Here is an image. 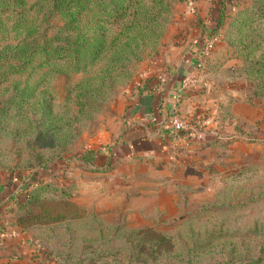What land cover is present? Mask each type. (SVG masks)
<instances>
[{"label": "rangeland", "instance_id": "rangeland-1", "mask_svg": "<svg viewBox=\"0 0 264 264\" xmlns=\"http://www.w3.org/2000/svg\"><path fill=\"white\" fill-rule=\"evenodd\" d=\"M259 2L0 0V173L38 169L45 182L21 209L36 214L30 226H44L40 236L54 249L45 263L264 264V93L254 86L264 64L250 72L238 39L264 53V17L240 29L227 15ZM222 6L214 32L225 47L210 49L198 84L247 103L241 109L252 116L234 114L230 101L217 106L218 153L205 170H184V182L168 183L154 164L102 157L125 125L138 79L188 39L193 23L214 30Z\"/></svg>", "mask_w": 264, "mask_h": 264}, {"label": "crops", "instance_id": "crops-1", "mask_svg": "<svg viewBox=\"0 0 264 264\" xmlns=\"http://www.w3.org/2000/svg\"><path fill=\"white\" fill-rule=\"evenodd\" d=\"M207 19L210 20H204ZM200 26L194 23L190 25L188 39L161 54L159 63L151 65L138 79L134 100L127 108L125 125L113 147L102 157L114 152L118 154L119 159L128 157L137 166L154 164L162 169L160 175L168 176V183L172 184L182 181L181 174H184V170L197 168L196 163L201 166L199 170H205L204 165L211 161V155L218 153V147L213 143L216 138L214 131L219 121L217 106H229L232 103L231 110L234 114L237 112L239 115L252 116L247 110L241 109L242 106L247 109V103L238 99H218L216 94L207 93L204 87H201L202 83L198 84L207 75V72H202L203 65L212 50L207 49L209 37H206V32ZM215 44L214 46L217 45ZM223 47L225 44L217 45L211 52L218 50L221 53ZM190 76H196L197 83L185 85L186 78ZM222 87L226 93L227 90L231 94L234 93L235 89L229 90V85ZM239 106L241 107L237 110ZM179 115L187 117L189 127L175 133L173 118ZM1 174L0 264H47L45 254L50 251L37 238L44 228L27 225L19 219L20 215L16 211L11 210L12 199L9 197L13 192L10 176ZM196 177L194 173L187 172L185 179ZM200 178L205 182L211 179H207L205 174ZM176 198V194L171 196L173 206L168 213L173 214L175 211ZM164 199H159L160 206L165 204Z\"/></svg>", "mask_w": 264, "mask_h": 264}, {"label": "trees", "instance_id": "trees-1", "mask_svg": "<svg viewBox=\"0 0 264 264\" xmlns=\"http://www.w3.org/2000/svg\"><path fill=\"white\" fill-rule=\"evenodd\" d=\"M259 1L260 2L258 3V5L252 4L245 9H242L236 14H233L232 10L229 13H227V15L230 17V21L228 23L230 27L231 25H239V28L241 29L243 26H246L247 24H252L254 22V19L264 17V0H259ZM59 2L64 4L65 0H59ZM71 5H72V2L69 3V6ZM224 16H225L224 6H222L219 9V14L217 16L216 15L214 17L211 16V18H213V20H215L217 23L216 25H214V30L213 29L209 30V28L206 29L205 32H206V37H209L208 39L212 37H215L217 39L216 37L217 35L215 34L214 31H215V28L216 30L220 28V26L222 25L224 21ZM212 25H213V21H212ZM238 39L241 43L240 51L245 50L246 58L247 60H249V63H246L245 65L250 64L249 66L250 72H259L263 70L262 68L264 64V53H261L260 55H255V51L257 48V42H253L254 41L253 39L246 40L245 38H242V37H238ZM229 41L232 44L234 43V39H232L231 37H229ZM99 47L101 48L102 46L100 45ZM92 50L96 51L97 49H92ZM203 54H204V51H203ZM254 86H256L257 88L256 91L258 92V94H261V91H263L264 93V81L257 83V85L256 83H254ZM40 178L41 177L39 176L38 169H34L31 172L27 170H14L13 175H11L10 177V181H11L10 183L12 185L11 190L13 192L9 197L12 199L11 204L13 207L11 210L19 212L20 214L19 219L23 222H26L27 219H34L33 216L36 217V214L34 215L32 214L33 215L32 216L31 214L22 213L21 209L27 206V203H29V201L33 198V195L36 193V191L43 189V187L45 186L44 184L45 182H43ZM45 215L46 217L48 216L47 213ZM52 218H56V217L54 216ZM69 218L71 217L65 218L67 219L66 222H68ZM26 224L28 223L26 222ZM116 224L118 226L119 222H117ZM43 227L44 226H40V223L37 220V225L34 226V228H43ZM37 238L39 239L38 241L46 245L45 240L40 236V234L38 235ZM48 249L54 250L51 246Z\"/></svg>", "mask_w": 264, "mask_h": 264}, {"label": "built area", "instance_id": "built-area-1", "mask_svg": "<svg viewBox=\"0 0 264 264\" xmlns=\"http://www.w3.org/2000/svg\"><path fill=\"white\" fill-rule=\"evenodd\" d=\"M208 42L206 43L207 49H210L214 46L216 42V38L212 37L207 40ZM206 54V52H205ZM197 82V77L196 76H190L186 78L185 85H190L192 83ZM189 127V123L186 119L180 118L179 116H176L173 118V131L175 133L180 132L181 130L187 129Z\"/></svg>", "mask_w": 264, "mask_h": 264}, {"label": "water", "instance_id": "water-1", "mask_svg": "<svg viewBox=\"0 0 264 264\" xmlns=\"http://www.w3.org/2000/svg\"><path fill=\"white\" fill-rule=\"evenodd\" d=\"M183 216H184V214L180 215V217H183Z\"/></svg>", "mask_w": 264, "mask_h": 264}]
</instances>
